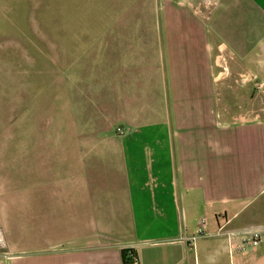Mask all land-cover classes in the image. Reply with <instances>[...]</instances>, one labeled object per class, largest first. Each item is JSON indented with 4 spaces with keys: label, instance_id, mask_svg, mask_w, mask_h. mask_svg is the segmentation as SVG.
Segmentation results:
<instances>
[{
    "label": "crops",
    "instance_id": "crops-1",
    "mask_svg": "<svg viewBox=\"0 0 264 264\" xmlns=\"http://www.w3.org/2000/svg\"><path fill=\"white\" fill-rule=\"evenodd\" d=\"M110 1L111 35L65 49L63 179L34 171L30 214L0 199V264H264V0Z\"/></svg>",
    "mask_w": 264,
    "mask_h": 264
},
{
    "label": "rangeland",
    "instance_id": "rangeland-1",
    "mask_svg": "<svg viewBox=\"0 0 264 264\" xmlns=\"http://www.w3.org/2000/svg\"><path fill=\"white\" fill-rule=\"evenodd\" d=\"M110 8V0H0V199L13 216L30 214L35 170L63 179L64 144L78 143L69 135L80 131L74 93L66 113L65 49L74 58L82 38L110 36ZM239 81L224 94L227 108L233 120L254 118L256 93Z\"/></svg>",
    "mask_w": 264,
    "mask_h": 264
},
{
    "label": "built area",
    "instance_id": "built-area-1",
    "mask_svg": "<svg viewBox=\"0 0 264 264\" xmlns=\"http://www.w3.org/2000/svg\"><path fill=\"white\" fill-rule=\"evenodd\" d=\"M119 133L123 134V129L117 130ZM207 225L206 221L202 220L201 225L198 229V232L195 236L192 237L193 240H197L198 238L207 236ZM261 243V234L258 231H254L250 237H245L242 239L241 245L236 246L234 236L230 238V247L231 251L234 252L236 249L238 251H248L251 247L258 246ZM6 247V241L3 238H0V248ZM134 264H140L139 258L136 256L134 258Z\"/></svg>",
    "mask_w": 264,
    "mask_h": 264
},
{
    "label": "trees",
    "instance_id": "trees-1",
    "mask_svg": "<svg viewBox=\"0 0 264 264\" xmlns=\"http://www.w3.org/2000/svg\"><path fill=\"white\" fill-rule=\"evenodd\" d=\"M137 255L133 250H124L123 251V260L125 264H134V258Z\"/></svg>",
    "mask_w": 264,
    "mask_h": 264
}]
</instances>
